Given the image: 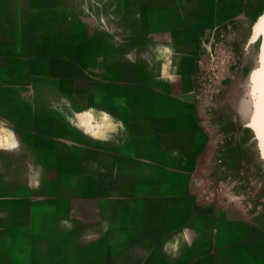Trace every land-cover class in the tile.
<instances>
[{
    "label": "rangeland",
    "instance_id": "rangeland-1",
    "mask_svg": "<svg viewBox=\"0 0 264 264\" xmlns=\"http://www.w3.org/2000/svg\"><path fill=\"white\" fill-rule=\"evenodd\" d=\"M227 20L262 60L264 0H0V264H264V171L195 141L204 84L192 130L160 114Z\"/></svg>",
    "mask_w": 264,
    "mask_h": 264
},
{
    "label": "crops",
    "instance_id": "crops-1",
    "mask_svg": "<svg viewBox=\"0 0 264 264\" xmlns=\"http://www.w3.org/2000/svg\"><path fill=\"white\" fill-rule=\"evenodd\" d=\"M218 25L229 26L232 30L230 36L240 54V66L230 78L214 84L211 97L205 95V136L198 137V141L196 136L195 141L202 142L205 147L220 148L223 163L234 164L236 172L241 164L252 165L254 169L259 165L258 169L264 171V61L258 59L259 51L257 58L251 59L250 45L256 40L253 39L252 28L248 33L245 23L233 20L222 21ZM197 43V37L193 36L178 60L170 68L168 66L166 75L163 73L160 78L163 89L160 114L166 130L170 128L178 132L181 125H188V129L192 130L190 126L201 123L198 113L201 95L196 87V55L193 54ZM190 133L184 134L186 142L192 141ZM184 145L197 148L196 144ZM190 153L185 155L187 166L191 165V157L196 150Z\"/></svg>",
    "mask_w": 264,
    "mask_h": 264
},
{
    "label": "built area",
    "instance_id": "built-area-1",
    "mask_svg": "<svg viewBox=\"0 0 264 264\" xmlns=\"http://www.w3.org/2000/svg\"><path fill=\"white\" fill-rule=\"evenodd\" d=\"M229 26L220 25L206 33L209 46L195 59L196 87L204 84V94L211 97L217 81L230 78L239 67L240 54L235 49Z\"/></svg>",
    "mask_w": 264,
    "mask_h": 264
},
{
    "label": "bare ground",
    "instance_id": "bare-ground-1",
    "mask_svg": "<svg viewBox=\"0 0 264 264\" xmlns=\"http://www.w3.org/2000/svg\"><path fill=\"white\" fill-rule=\"evenodd\" d=\"M264 70V69H263ZM263 72V71H262ZM261 76H262V74H260ZM263 77V76H262ZM259 78H261V77H259ZM260 80H262V79H260ZM254 81H255V79H254ZM262 81H264V80H262ZM264 83V82H263ZM262 83V84H263ZM259 84H261V82L259 83ZM261 87H263L262 85H261ZM262 90V89H261Z\"/></svg>",
    "mask_w": 264,
    "mask_h": 264
},
{
    "label": "water",
    "instance_id": "water-1",
    "mask_svg": "<svg viewBox=\"0 0 264 264\" xmlns=\"http://www.w3.org/2000/svg\"><path fill=\"white\" fill-rule=\"evenodd\" d=\"M262 61H264V50H263V55H262Z\"/></svg>",
    "mask_w": 264,
    "mask_h": 264
}]
</instances>
